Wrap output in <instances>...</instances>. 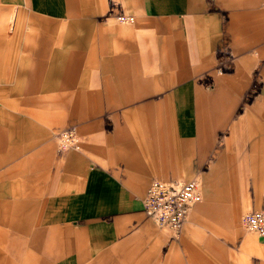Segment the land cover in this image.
Returning a JSON list of instances; mask_svg holds the SVG:
<instances>
[{
    "label": "crops",
    "instance_id": "crops-1",
    "mask_svg": "<svg viewBox=\"0 0 264 264\" xmlns=\"http://www.w3.org/2000/svg\"><path fill=\"white\" fill-rule=\"evenodd\" d=\"M0 6H15L12 17L38 20L24 42L31 62L20 63L36 67L10 70L27 82L20 88L25 105L0 104V264H214L189 237L194 219L172 246L171 229L145 215L142 197L152 179L196 178L202 204L191 218L199 207L264 208V0H0ZM222 8L226 22L217 16ZM112 9L135 21L92 23L112 17ZM5 44L0 38V64ZM219 46L233 59L223 74L216 69ZM155 56L158 77L131 79L151 72ZM255 68L262 80L257 98L232 117ZM154 85L171 88L154 102L136 103L133 90ZM123 104L131 106L120 122ZM57 107L85 118L82 145L61 155L43 126V112ZM104 110L114 123L107 133ZM228 122L232 129L223 131ZM246 239L245 248L256 251Z\"/></svg>",
    "mask_w": 264,
    "mask_h": 264
},
{
    "label": "rangeland",
    "instance_id": "rangeland-1",
    "mask_svg": "<svg viewBox=\"0 0 264 264\" xmlns=\"http://www.w3.org/2000/svg\"><path fill=\"white\" fill-rule=\"evenodd\" d=\"M15 6L5 7L0 6V38L5 40L6 48L4 49V54L1 56L2 63L0 64V104L4 105H25V96L22 94L20 88H25L27 82L18 77L14 72L11 73L12 66L18 67H27V68H35L34 64H20L23 63V60L32 56V52L24 48V42L26 40L29 41V35L32 34L34 29L36 28V22L38 21L35 17L30 16H13L12 15L17 11ZM115 9H112V17L108 18L105 16L91 18L92 23L98 24L99 21L108 19L113 21L114 23H118L119 25H124L126 23H119L116 18H114L113 13ZM228 9L222 8L217 12V16L219 19L226 22ZM61 20L66 21L68 18H60ZM82 20V18H76ZM112 22V23H113ZM64 23L61 28L67 29V26ZM82 30V22L76 26V31L81 34ZM124 32V31H122ZM217 49V74H223L233 67V59L227 56V51L224 47L219 46ZM14 58L16 64L12 65L9 61H12ZM158 56H155L153 59V67L151 72L146 71H138L136 73L131 74V79H141V78H155L160 75L159 65L156 62ZM31 59L29 58V61ZM167 72V71H165ZM252 86L248 91V95L241 99L238 104L237 112L232 116L235 117L238 115L239 108L253 103L257 98V93L260 89V85L262 80L259 78V71L255 68L252 71ZM23 83V84H22ZM19 88V90H18ZM170 87H160L158 85L150 86L148 88H140L134 89V95L137 98L136 103L143 102L146 100H150V102H154L156 99H159L163 93L170 90ZM9 91H17L20 95H9ZM131 106V104H123L118 105V114L119 121H122L123 110L126 107ZM23 115H28V112L25 108H23ZM66 110V109H65ZM64 109L57 107L51 108L50 110H46L43 112V126L44 132L46 131L44 136H49L54 139L58 151L61 153L70 145L81 146L83 142V133L81 131V125L84 121V114L81 110L74 112L72 114H68ZM62 113V114H61ZM56 114V116L54 115ZM61 114V115H60ZM110 110H104L102 112V116H104L103 124L101 125V131L109 132L113 130L114 123L109 119L111 115ZM33 115V114H32ZM48 117H50L48 119ZM49 120V121H48ZM47 122V123H46ZM68 127H73L71 138L65 137L63 132L68 129ZM232 127L230 122H228L223 131L231 130ZM48 132V134H47ZM202 204V200L190 205L187 220L185 223L190 222L191 219H194L196 223L193 225V228L189 231V237L196 239L197 242L201 243L202 248L205 251H208L210 255L213 256L214 264H261L264 263V237H260L256 234V232L250 229H247L243 226L241 220L244 214L250 211L252 208L246 209H237L232 211H221V212H210L204 211L202 208H197L195 211L194 217L191 218L190 211L197 206ZM264 205V202H262ZM256 207H260L259 203H254ZM172 232V237L174 241H172V246L176 244L178 246L180 234L183 232L182 229L179 232ZM246 237L249 238V243L255 246L256 251H252V249L245 248ZM175 240H178L176 242ZM257 248L260 249V252L257 251ZM13 261V257L10 258ZM3 260L0 257V262ZM18 261V258H16ZM183 264H195L194 261L184 262Z\"/></svg>",
    "mask_w": 264,
    "mask_h": 264
},
{
    "label": "built area",
    "instance_id": "built-area-1",
    "mask_svg": "<svg viewBox=\"0 0 264 264\" xmlns=\"http://www.w3.org/2000/svg\"><path fill=\"white\" fill-rule=\"evenodd\" d=\"M113 16L119 23L135 21L132 14L123 10H116ZM72 131L73 127H68L63 135L71 138ZM200 187V182L196 178L183 182L152 179L145 188L142 209L155 223L167 226L173 232H179L187 220L190 205L202 199ZM241 222L245 228L254 230L258 236L264 237V208L251 209L243 215Z\"/></svg>",
    "mask_w": 264,
    "mask_h": 264
}]
</instances>
